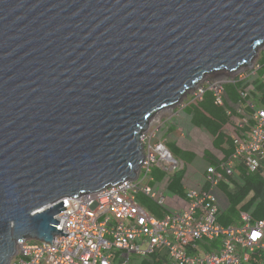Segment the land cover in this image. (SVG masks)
<instances>
[{
  "label": "water",
  "instance_id": "95a60500",
  "mask_svg": "<svg viewBox=\"0 0 264 264\" xmlns=\"http://www.w3.org/2000/svg\"><path fill=\"white\" fill-rule=\"evenodd\" d=\"M263 46L264 0H0V264L68 236L63 198L134 179L148 121Z\"/></svg>",
  "mask_w": 264,
  "mask_h": 264
},
{
  "label": "built area",
  "instance_id": "2783aa9c",
  "mask_svg": "<svg viewBox=\"0 0 264 264\" xmlns=\"http://www.w3.org/2000/svg\"><path fill=\"white\" fill-rule=\"evenodd\" d=\"M217 84L210 91L215 105L224 107L226 93ZM205 92L199 89L198 100ZM244 106L253 113L238 112L233 153L209 165L202 187L187 189L184 200L171 196L168 187L185 164L157 139L160 128L144 131L143 160L134 179L63 198L66 210L56 216L55 227L68 236L56 235L52 245L23 238L10 264H264V219L243 212L236 225L219 222L220 185L230 183L240 167L248 174L264 171V107ZM140 196L161 216L149 212Z\"/></svg>",
  "mask_w": 264,
  "mask_h": 264
},
{
  "label": "trees",
  "instance_id": "16d2710c",
  "mask_svg": "<svg viewBox=\"0 0 264 264\" xmlns=\"http://www.w3.org/2000/svg\"><path fill=\"white\" fill-rule=\"evenodd\" d=\"M258 65V79L254 83L256 85V92L259 94L260 99H256L255 104H257V107H264V82L262 81L264 78V54L260 58ZM247 87L248 83L239 79L225 85L224 91L228 102L226 101V106L224 107L215 105L212 92L210 90H206L201 103L210 105L207 106L210 110L205 108L206 111H204L202 107L199 108V106H196L197 103H195L196 105L189 106V108L186 109L187 114L192 117L193 125L198 128H204L215 138L218 136L222 137L223 135L220 132L221 128L226 124H230L232 116H239L235 110L231 109L229 103L232 105H245L250 99L248 97L244 98V92L241 91ZM255 97L253 96V98ZM229 109L230 112L228 113L227 110ZM244 112H247L248 114L253 113L250 107L245 108ZM248 130L249 127L245 129V131ZM231 141L232 140L229 139V142ZM169 148L176 157L180 158L187 164L191 163L196 157L195 154L178 148L176 144H170ZM224 154L225 158H228L232 154L231 149L224 150ZM204 157L209 164L212 165H217L220 161L208 151L204 153ZM239 172H241V179L238 177L231 178V182L238 183V186L234 191H230L228 186L223 184L220 185V188L222 189L221 192L228 201V208L220 215L219 219L220 222L226 226H230L232 223H235L236 220L238 221L241 213L243 212L250 213L254 220L264 219V177L260 174H248L244 167H240ZM185 174L186 170L180 171L172 176L169 182V192L180 198H184L186 196V192L183 188V179ZM156 176L159 179L163 178L161 173H159V176L156 174ZM240 182L241 184H239ZM151 212L158 215V217L161 216V213L156 210L155 207L151 208ZM228 212L237 215V219L232 220V217L227 215ZM225 218H228L229 220L225 221Z\"/></svg>",
  "mask_w": 264,
  "mask_h": 264
},
{
  "label": "rangeland",
  "instance_id": "374dc122",
  "mask_svg": "<svg viewBox=\"0 0 264 264\" xmlns=\"http://www.w3.org/2000/svg\"><path fill=\"white\" fill-rule=\"evenodd\" d=\"M263 54L264 46L258 51L257 56L252 61L250 66L240 68L234 72L221 71L220 73L218 72L205 76L204 79L192 91L187 93V95L179 102L177 106L158 112L155 116L152 117L150 121H148L147 126L144 130L145 132L150 129L155 130L157 128H160L161 130V128L163 127L164 129L169 126L173 127L172 129H174V131L171 136L168 137V142L177 144L178 147H180L182 150L196 153V155L198 156V161L196 162L197 167L193 169V172L190 173L189 180L196 182L198 180L197 176L202 175L205 171V168L208 165V163L204 160L205 151L210 152L218 159H222L224 157L222 154V150H226L227 148H229V138L233 137L235 133V127L241 117L232 116V118L230 119V124H226L221 128L220 132L223 136H218L215 138L204 128L195 127L192 123V117L187 114L186 109L189 108V106L196 105L195 103H197V107H202L203 110L206 111L205 108L210 105L204 103L202 104L201 100H198L197 94H199V89L211 90L212 92H214V88L218 86L217 83H220L219 85L224 87L225 85H228L236 79L248 83V87L241 91L247 94L248 98L250 99L248 103H246V105H248L249 102H254L253 104H255L256 99H260V96L256 92V85L254 82L258 79V62ZM262 81L264 82V78ZM253 96L256 97L253 98ZM225 98L226 99L223 106H226V101L228 100L227 96ZM229 105L231 106L232 110H235L237 113L239 112L241 114L243 113V110L245 108L244 104L243 106H241L240 104L232 105L229 103ZM227 112L229 113L230 109L227 110ZM239 113L238 115H240ZM220 196L222 208L227 207L226 197L222 194H220ZM139 200L142 201L149 212H151V208L156 207L153 202L148 200L146 197L140 196ZM227 215L231 216L232 220L237 219V215L235 214L228 212ZM235 222H237V220Z\"/></svg>",
  "mask_w": 264,
  "mask_h": 264
},
{
  "label": "crops",
  "instance_id": "0c3cea01",
  "mask_svg": "<svg viewBox=\"0 0 264 264\" xmlns=\"http://www.w3.org/2000/svg\"><path fill=\"white\" fill-rule=\"evenodd\" d=\"M173 127H166L165 129H164V127L163 128H161V130H160V132H159V134H158V136H157V139L159 140V141H164L165 143H166V145H167V147H168V149L170 150V148H169V145L170 144H175V143H173V142H168V137H170L171 136V134L173 133V131H174V129H172ZM234 132H235V130H234ZM160 133H161V135H160ZM229 139H231L232 141L231 142H229L228 141V144H229V148H227L226 150H229V149H231V151H232V153H233V151H234V142H233V137H230ZM176 146L178 147V145L176 144ZM178 148H180V147H178ZM181 149V148H180ZM171 151V150H170ZM172 152V151H171ZM188 152H190V151H188ZM206 152V151H205ZM204 152V153H205ZM222 154H223V158L222 159H225V154H224V150H222ZM173 153V152H172ZM190 153H193V154H195L196 155V153H194V152H190ZM210 153V152H209ZM174 154V153H173ZM215 157V156H214ZM178 158V157H177ZM179 160H181L180 158H178ZM218 159V158H217ZM204 160L208 163V165H207V167L209 166V165H212V164H209V162L205 159V157H204ZM218 160H221V159H218ZM181 161H183V160H181ZM198 161V156L196 155V157H195V159L191 162V163H189V164H187V163H185L184 161H183V163L185 164V168L183 169V170H186V174H185V177H184V179H183V188H184V191L186 192L187 191V189H189V188H191V187H198V186H200V187H202V185H203V183H204V175H205V171H206V169H207V167L205 168V171L203 172V174L202 175H198L197 177H198V180L195 182V181H192V180H189V176H190V173L191 172H193V169H195L197 166H196V162ZM263 167H264V161H263ZM182 170V171H183ZM264 170V169H263ZM156 174H158V176H159V173H155V177H156V180L157 181H162V178L161 179H159V178H157V176H156ZM238 175H236L234 178H236V177H238V178H240L241 179V172H239V169H238V173H237ZM258 174H260L262 177H264V171H262V172H260V173H258ZM155 180V181H156ZM239 184H241V182L239 183ZM223 185H225V186H228V189L230 190V191H234L236 188H237V186H238V183H236V182H230V183H228V184H223ZM169 191V190H168ZM218 191H222V189L219 187V189H218ZM171 194V193H170ZM221 194L223 195V193L221 192ZM171 196H175V197H178V196H176V195H173V194H171ZM252 196V195H251ZM180 198V197H179ZM185 198V197H184ZM184 198H181L182 200H184ZM227 208H228V206L227 207H225V208H222V210H221V214H223L226 210H227ZM225 221L226 220H229L228 218H225L224 219ZM219 222H220V219H219ZM240 222V219H238V221L237 222H235V223H232L231 225H236V224H238ZM220 224L221 225H223V226H226V225H224V224H222L221 222H220ZM230 225V226H231Z\"/></svg>",
  "mask_w": 264,
  "mask_h": 264
},
{
  "label": "bare ground",
  "instance_id": "6f19581e",
  "mask_svg": "<svg viewBox=\"0 0 264 264\" xmlns=\"http://www.w3.org/2000/svg\"><path fill=\"white\" fill-rule=\"evenodd\" d=\"M221 72V71H220ZM214 73V72H213Z\"/></svg>",
  "mask_w": 264,
  "mask_h": 264
}]
</instances>
